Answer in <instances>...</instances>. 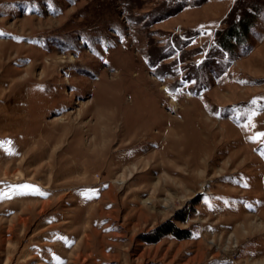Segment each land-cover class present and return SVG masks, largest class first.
I'll return each instance as SVG.
<instances>
[{"label": "rangeland", "instance_id": "374dc122", "mask_svg": "<svg viewBox=\"0 0 264 264\" xmlns=\"http://www.w3.org/2000/svg\"><path fill=\"white\" fill-rule=\"evenodd\" d=\"M257 133L264 0H0V264H264Z\"/></svg>", "mask_w": 264, "mask_h": 264}, {"label": "trees", "instance_id": "16d2710c", "mask_svg": "<svg viewBox=\"0 0 264 264\" xmlns=\"http://www.w3.org/2000/svg\"><path fill=\"white\" fill-rule=\"evenodd\" d=\"M261 8H258L257 5L252 6L249 10L245 9L243 14H240L239 17L235 18L232 22L228 24V26L224 30H220L218 32V43L219 45L231 53L234 51L237 45L243 44L251 30L255 25V20L257 14L260 12ZM173 233L177 237L184 238L187 237L182 233V230L174 225L166 227L162 234H160L156 239H159L165 234Z\"/></svg>", "mask_w": 264, "mask_h": 264}, {"label": "crops", "instance_id": "0c3cea01", "mask_svg": "<svg viewBox=\"0 0 264 264\" xmlns=\"http://www.w3.org/2000/svg\"><path fill=\"white\" fill-rule=\"evenodd\" d=\"M184 12V11H183ZM210 21H212V17H209V20L208 21H205V22H200V21H198L197 23H198V27H200L201 25L202 26H204V27H202L203 29L205 28V27H207L208 29H204V30H212L210 27V24H205L206 22H210ZM201 23V24H200ZM207 25V26H206Z\"/></svg>", "mask_w": 264, "mask_h": 264}, {"label": "snow or ice", "instance_id": "6c2138e0", "mask_svg": "<svg viewBox=\"0 0 264 264\" xmlns=\"http://www.w3.org/2000/svg\"><path fill=\"white\" fill-rule=\"evenodd\" d=\"M253 103H255V101H253ZM261 136H264V133H257L256 136L254 137H251V139H259ZM19 187H23V188H30V187H35V186H29V185H22V186H19Z\"/></svg>", "mask_w": 264, "mask_h": 264}]
</instances>
